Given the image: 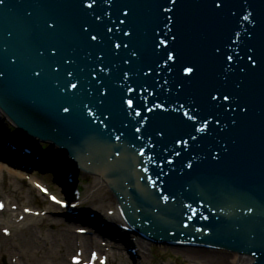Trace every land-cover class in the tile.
<instances>
[{"label":"water","instance_id":"obj_1","mask_svg":"<svg viewBox=\"0 0 264 264\" xmlns=\"http://www.w3.org/2000/svg\"><path fill=\"white\" fill-rule=\"evenodd\" d=\"M90 2L0 4L1 107L80 167L98 172L99 165L109 169L108 163L117 162L113 173L124 177L113 183L117 195L148 235L173 244L202 241L264 264V0H96L91 9ZM161 5L173 10L165 13ZM249 11L252 22L242 21ZM165 25L172 31L165 37L169 49L161 50ZM235 32L241 39L233 44ZM169 50L175 61L163 68ZM186 66L194 67L191 76L184 75ZM128 85L136 89L131 97L141 116L132 109L126 114L122 97ZM180 104L183 110L172 111ZM85 105L109 116L108 129L93 121ZM78 180L89 204L103 211L116 204L107 219L124 221L97 177L80 174Z\"/></svg>","mask_w":264,"mask_h":264},{"label":"rangeland","instance_id":"obj_2","mask_svg":"<svg viewBox=\"0 0 264 264\" xmlns=\"http://www.w3.org/2000/svg\"><path fill=\"white\" fill-rule=\"evenodd\" d=\"M27 173L32 174V177L38 181L49 182L48 185L51 191L56 190L52 182V176L42 173L34 174L33 171L22 169L2 157V160H0V200H4L8 208L3 213H0V217L6 220L12 217L9 207L14 204L19 209L29 207L43 214L41 213L35 217L33 221L22 224L23 226L10 228L12 231L11 236L4 235L2 229L9 226L0 222V264H67L69 263V257L83 246L79 245L80 241L78 239V244L76 240V242L74 241L76 244L71 249L68 250L66 248L65 245H68L72 240H69L70 237L63 238L60 235L62 229L64 228L65 230L68 226L67 224H69L62 214L63 211L59 206L50 203L47 197L42 195L31 181L24 179ZM58 222L62 223L58 224ZM71 225V231L74 234L76 232L75 229L78 227L84 228L87 226L81 223H72ZM91 233L87 232L83 235L87 236ZM92 236L98 244L93 246H100L101 241L104 239L96 233H93ZM103 242L113 246L110 247V250L114 249L119 253V256H112L110 264H132L131 259L127 257L125 248L120 246L121 244L107 239ZM149 247V243H144L143 250L147 254L139 252L135 261L136 264H231L229 262L231 257H233V255L228 253L210 250L215 259L220 257L225 259L218 263L215 259L213 262L207 261L195 251L194 253L188 252V250L183 248L153 246L150 252ZM90 248L86 250L87 254ZM56 254L61 255V258L56 259ZM242 262L245 263V261H240L239 264H244Z\"/></svg>","mask_w":264,"mask_h":264},{"label":"snow or ice","instance_id":"obj_3","mask_svg":"<svg viewBox=\"0 0 264 264\" xmlns=\"http://www.w3.org/2000/svg\"><path fill=\"white\" fill-rule=\"evenodd\" d=\"M3 2H4V0H0V4H2ZM108 2L110 3L111 0H108ZM95 3H96V0H92V2L87 3L86 6H87V8H90V9H91V8H93V5H94ZM171 3H172V5H175V4L177 3V0H171ZM161 7L163 8V11H164L165 13H169V12H171V11L173 10L172 8H170V7H165L164 5H161ZM217 7H219V5H217ZM124 15L127 16V13H124ZM252 15H253L252 12H250V11H249V12H246V14H244V15L242 16V21L247 22V23H251V22H252V21H251V17H252ZM167 19H168V20H171L172 17H171V16H168ZM121 23L123 24L124 21H121ZM164 27H165V29H167V30H166V31H164L163 29L161 30L162 33H163V35H160V34L158 33V35H160V39H159V47H160L161 50H167V49H169L168 39H166L165 37H167V36L169 35V33H171V31H172V28H171L169 25H165ZM242 30L246 33V31H247L246 26H244V28H243ZM108 31L111 32L112 29L109 28ZM125 35H127V36L130 37V36H131V32H126ZM234 37H235V38H234V40H233V44H236V43H238V42L240 41V39H241V33H240V32H235ZM91 38H92V40H97V37H96V36H92ZM171 39H172V40H175V37L173 36V37H171ZM114 47H115V49H120V48H121V44H120V43H115V44H114ZM124 47L127 48L128 45L125 44ZM237 54H238V53H237ZM131 55H132V56H137V53H136V52H132ZM161 55H162V56L164 55V51L161 52ZM226 59H227V61H231V60H232V56H231V55H228V56L226 57ZM249 59H251V57H249ZM169 61H173V62L175 61V53H174L173 51H171V50L167 51V56H166V59L164 60V64H163L162 67H163V68H167V67H169V64H168ZM100 71H104V69L101 68ZM183 72H184V75H185V76H191V75L193 74V72H194V67H193V66H186V67L183 69ZM40 74H41L40 72H35V76H36V77H39ZM69 75H72V73H69ZM145 75H148V73H145ZM2 76H3V73H0V77H2ZM128 79H129V74H128V73H125V75H124V81H127ZM167 83H168V81L165 80V81H164V84H167ZM120 87H124V85L121 84ZM71 88H72V89H76V88H77V83H72V84H71ZM134 91H136V89L132 88L131 85H128V86L125 88V95L122 97V101H123V104L126 106V109H125V110H126V114H127V109H132L133 112L135 113V116H141V113H140L139 111H135L134 100H133V98L131 97V93L134 92ZM169 91H171V89H169ZM104 95H107V93L105 92ZM212 99H214V100H218L219 97H218V96H213ZM223 99H224V100H228L229 97H228L227 95H225V96L223 97ZM102 104H103V101H101V105H102ZM156 107L161 108L162 105H157ZM184 107H185V106H184L183 104H180L178 108H173L172 111L183 110ZM85 108H86V110H87L88 115L91 116V117L93 118V121H94V122H99L100 124H102V125L104 126V129H108V124H105V123H104V120H108V119H109V116H108V115H105L104 112H100V111H99V108H97V112L92 111V108H91V107H88L87 105H85ZM147 111L151 112V111H153V109H152V108H148ZM165 111H166V109H165ZM63 112H64V113H68V112H69V108H68V107H64V108H63ZM97 113H99V115H97ZM183 115H184L185 117H187L189 120H192V119H193V117L189 115V112H188L187 110L183 111ZM101 116L104 117L103 120L100 118ZM124 127H127V125H125ZM204 130H205L204 127H201V128H199V129H197V131H199V132H203ZM134 131H135L136 133H139V132L141 131V128L138 127V126H134ZM122 135H123L122 132H121L119 135H115V139H116L117 141H119V140L121 139V136H122ZM159 135H160L161 137H163L164 133L161 132V133H159ZM137 139H143V137H137ZM192 139H195V137L193 136ZM181 142H182V143H186V141H183V140H181ZM133 147H135V145H133ZM153 147H154V145H153ZM143 154H144L143 152L140 153V155H143ZM177 154H179V153H177ZM116 155H119V152H117ZM217 158H218V154H217ZM187 167H188V168H191L192 165H191V164H188ZM152 184H153V186H155L156 182H155V181H152ZM161 198L163 199V201H164L165 203H167L168 200H169V197L166 196V195H162ZM188 207H191V206L188 205ZM251 211H252V209L249 208V213H250ZM190 218H191V217H189V219H190ZM203 218H204V219H207V217H203ZM186 226H187V225H185V227H186ZM197 231H203V229H197ZM253 255H255V253H253Z\"/></svg>","mask_w":264,"mask_h":264},{"label":"bare ground","instance_id":"obj_4","mask_svg":"<svg viewBox=\"0 0 264 264\" xmlns=\"http://www.w3.org/2000/svg\"><path fill=\"white\" fill-rule=\"evenodd\" d=\"M15 173V172H14ZM18 173V172H17ZM16 174V173H15ZM21 213H22V211H21ZM30 218H32V216H27L26 218H25V220L27 221V220H29ZM0 221H1V219H0ZM30 221V220H29ZM8 225H13V226H18V224L16 223V222H12V223H10V222H6ZM62 222H58V224H61ZM68 226H67V228L64 230V228L62 229V232H60V235L63 237V238H69V240L71 241L68 245H65L66 246V248L69 250V249H71L73 246H74V244H76L75 242H76V240L78 239V238H80L83 242H86V243H88V242H93V240H91V237H89V236H84V235H80V234H74L72 231H71V229H72V225L71 224H67ZM75 241V242H74ZM138 245H139V247L140 248H143V245H144V241L143 240H139L138 241ZM65 248V247H64ZM181 248H183L184 250H188V252L189 251H191V252H193L194 253V251H195V253H198L200 256H202V258H204V259H207V261H210V262H213L214 261V259H215V256H212V254H211V252H210V250H208V249H206V248H198V247H196V248H192V247H185V246H183V247H181ZM116 252L115 251H113V254H115ZM143 253H145L144 251H143ZM55 257H56V259H58V258H61V255H58V254H56L55 255ZM225 259L223 258V257H220V258H217V259H215V261H217L218 263L219 262H222V261H224ZM240 261H241V259L239 258V257H237V256H235V255H233V257H231V261L229 262V263H231V264H239L240 263Z\"/></svg>","mask_w":264,"mask_h":264}]
</instances>
